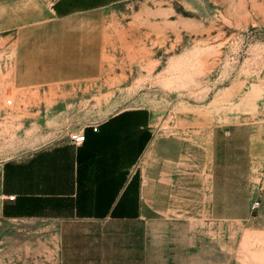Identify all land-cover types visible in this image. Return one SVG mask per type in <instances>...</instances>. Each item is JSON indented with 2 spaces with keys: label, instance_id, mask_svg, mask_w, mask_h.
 Segmentation results:
<instances>
[{
  "label": "crops",
  "instance_id": "0c3cea01",
  "mask_svg": "<svg viewBox=\"0 0 264 264\" xmlns=\"http://www.w3.org/2000/svg\"><path fill=\"white\" fill-rule=\"evenodd\" d=\"M86 1L0 6V19L17 18L16 89L42 93L107 71L116 28L102 6H77ZM155 126L150 109H124L81 126L80 145L61 135L6 161L0 264H224L236 247L235 172L220 169L214 132L207 161L198 141Z\"/></svg>",
  "mask_w": 264,
  "mask_h": 264
},
{
  "label": "rangeland",
  "instance_id": "374dc122",
  "mask_svg": "<svg viewBox=\"0 0 264 264\" xmlns=\"http://www.w3.org/2000/svg\"><path fill=\"white\" fill-rule=\"evenodd\" d=\"M22 1L0 0V6ZM42 1L50 9L55 0ZM77 6H102L116 28L107 71L42 93L15 88L16 30L8 29L17 18L0 19V177L8 160L84 124L145 107L156 129L202 144L207 161L214 132L220 169L236 176V247L234 254L221 252L224 264H264V0H87ZM3 216L0 192V256L9 228Z\"/></svg>",
  "mask_w": 264,
  "mask_h": 264
},
{
  "label": "built area",
  "instance_id": "2783aa9c",
  "mask_svg": "<svg viewBox=\"0 0 264 264\" xmlns=\"http://www.w3.org/2000/svg\"><path fill=\"white\" fill-rule=\"evenodd\" d=\"M10 103H11V101H10ZM93 129H94L95 131H97V130H98V126L95 125V126L93 127ZM85 137H86V136H85L84 132H81V133H80V131H72V132L69 133V139H70V141H71L72 143L76 144V145H80V144H82V143L85 141ZM8 198H9L10 200H13V199L15 198V196H14V195H11V196H9ZM258 206H259V202L256 201V202L253 203L252 208L255 209V208H257Z\"/></svg>",
  "mask_w": 264,
  "mask_h": 264
}]
</instances>
